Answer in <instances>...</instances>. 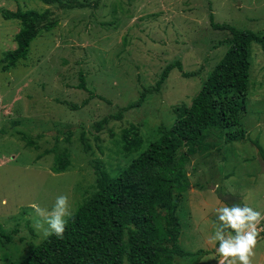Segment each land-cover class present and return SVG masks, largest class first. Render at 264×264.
<instances>
[{
    "label": "rangeland",
    "instance_id": "374dc122",
    "mask_svg": "<svg viewBox=\"0 0 264 264\" xmlns=\"http://www.w3.org/2000/svg\"><path fill=\"white\" fill-rule=\"evenodd\" d=\"M16 10L37 25L25 58L0 70V201H7L0 203V264L16 263L44 238L31 204L50 211L65 194L73 212L126 161L124 129L152 140L189 106L228 46L229 33L210 26L209 12L214 22L264 34V0H0V58L15 47L21 21L7 13ZM174 61L195 74L172 67L157 92L125 108ZM80 77L85 89L77 87ZM239 122L241 140L226 143L213 131L204 149L181 148L189 185L177 209L178 243L201 252L173 264H217L218 244L209 248L216 197L264 213V42L250 46ZM62 149L67 165L53 172ZM262 233L253 264H264Z\"/></svg>",
    "mask_w": 264,
    "mask_h": 264
},
{
    "label": "trees",
    "instance_id": "16d2710c",
    "mask_svg": "<svg viewBox=\"0 0 264 264\" xmlns=\"http://www.w3.org/2000/svg\"><path fill=\"white\" fill-rule=\"evenodd\" d=\"M66 6L80 7L73 3ZM8 16L21 24L14 35L15 47L0 58L1 71L25 58L37 25L18 10L8 11ZM208 20L213 29L229 33L225 40L228 46L207 72L189 106L179 108L168 128L158 126L152 140L134 128L124 129L119 148L126 161L113 167L107 180L73 211L72 217L66 218L62 239L44 237L14 264H173L175 257L201 252H186L178 243L177 209L189 185L184 169L188 159L181 148L204 149L207 145L203 139L213 131L226 143L243 139L239 115L245 110L250 46L252 42H264V34L214 22L210 12ZM172 67L184 77L195 74L182 71L179 61L168 63L154 86L145 88L125 108L138 106L145 95L157 92ZM77 87L85 89L82 77ZM106 121L103 117L93 126L98 130ZM65 156V149L54 154L57 165L51 168L53 172L66 167ZM218 198L230 205L222 196Z\"/></svg>",
    "mask_w": 264,
    "mask_h": 264
},
{
    "label": "clouds",
    "instance_id": "9594fccd",
    "mask_svg": "<svg viewBox=\"0 0 264 264\" xmlns=\"http://www.w3.org/2000/svg\"><path fill=\"white\" fill-rule=\"evenodd\" d=\"M6 204L7 201H0ZM30 207L41 220L36 227L42 230L45 238L55 236L62 239L68 220L73 215L69 197L61 194L56 197L50 211L42 209L38 204ZM218 224L209 242L215 247L217 264H253L258 237L264 232L261 227L264 213L244 204L234 203L231 206H221L214 209ZM47 225V227H45Z\"/></svg>",
    "mask_w": 264,
    "mask_h": 264
},
{
    "label": "crops",
    "instance_id": "0c3cea01",
    "mask_svg": "<svg viewBox=\"0 0 264 264\" xmlns=\"http://www.w3.org/2000/svg\"><path fill=\"white\" fill-rule=\"evenodd\" d=\"M216 199H217V201H218V203H219L220 206H226V204H224L223 202H221V200L218 197H216ZM260 237H261V235H260ZM213 247L214 246L211 243H209V248L212 249Z\"/></svg>",
    "mask_w": 264,
    "mask_h": 264
}]
</instances>
